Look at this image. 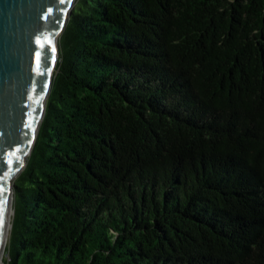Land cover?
Listing matches in <instances>:
<instances>
[{"label": "trees", "instance_id": "16d2710c", "mask_svg": "<svg viewBox=\"0 0 264 264\" xmlns=\"http://www.w3.org/2000/svg\"><path fill=\"white\" fill-rule=\"evenodd\" d=\"M58 47L3 264H264V0H75Z\"/></svg>", "mask_w": 264, "mask_h": 264}, {"label": "water", "instance_id": "95a60500", "mask_svg": "<svg viewBox=\"0 0 264 264\" xmlns=\"http://www.w3.org/2000/svg\"><path fill=\"white\" fill-rule=\"evenodd\" d=\"M74 1L0 0V258L13 181L35 144Z\"/></svg>", "mask_w": 264, "mask_h": 264}, {"label": "bare ground", "instance_id": "6f19581e", "mask_svg": "<svg viewBox=\"0 0 264 264\" xmlns=\"http://www.w3.org/2000/svg\"><path fill=\"white\" fill-rule=\"evenodd\" d=\"M42 118V117H41ZM40 121H38L37 125L39 124ZM37 127V126H36ZM37 131V130H36ZM36 133V132H35ZM27 156H25L23 158V160L26 159ZM12 213V212H11ZM11 213H10V218H11ZM10 220L9 222L7 223V226H6V230H5V236H4V242H3V247H2V254H1V258H0V264H2V258H3V254L5 252V247H6V244H7V240H8V236H9V231H10Z\"/></svg>", "mask_w": 264, "mask_h": 264}, {"label": "rangeland", "instance_id": "374dc122", "mask_svg": "<svg viewBox=\"0 0 264 264\" xmlns=\"http://www.w3.org/2000/svg\"><path fill=\"white\" fill-rule=\"evenodd\" d=\"M59 38H60V36H59ZM59 38H58V41H59ZM46 103V102H45ZM26 165V164H25ZM18 176V175H17ZM16 176V177H17ZM15 177V178H16ZM15 180V179H14ZM12 211H13V205H12ZM13 217V213H12V215H11V218ZM10 223H11V219H10ZM10 230H11V228H10ZM9 234H10V231H9ZM8 238H9V236H8ZM7 243H8V240H7ZM6 246H7V244H6ZM13 253L11 252V255H12ZM7 260L8 259V257H7V252H6V247H5V252H4V254H3V258H2V264H3V260Z\"/></svg>", "mask_w": 264, "mask_h": 264}]
</instances>
